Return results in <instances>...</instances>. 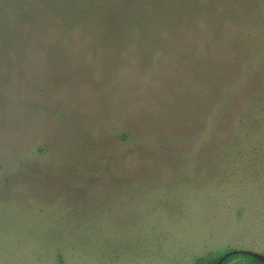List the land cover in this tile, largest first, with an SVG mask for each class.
<instances>
[{
  "label": "rangeland",
  "instance_id": "1",
  "mask_svg": "<svg viewBox=\"0 0 264 264\" xmlns=\"http://www.w3.org/2000/svg\"><path fill=\"white\" fill-rule=\"evenodd\" d=\"M91 8L0 26V264L264 253V0Z\"/></svg>",
  "mask_w": 264,
  "mask_h": 264
},
{
  "label": "trees",
  "instance_id": "2",
  "mask_svg": "<svg viewBox=\"0 0 264 264\" xmlns=\"http://www.w3.org/2000/svg\"><path fill=\"white\" fill-rule=\"evenodd\" d=\"M0 0V26H10L8 21L11 20L10 14L12 10L20 9L23 11L20 16L29 19L35 18V14L42 10L43 12L58 13L64 17L67 15L78 16L79 12H85L87 15L92 11L93 6H99L104 0ZM108 1V0H107ZM116 1V0H110ZM50 8H54L51 10ZM256 90L257 93L252 96L249 95V100L252 102L251 106H261L260 111L264 110V77L260 79V86ZM253 91V90H252ZM254 107V108H255ZM257 109V108H256ZM226 252V251H225ZM224 253V252H223ZM223 253L211 254L203 258H198L193 264H216ZM221 264H264L256 258L247 254H234L226 258Z\"/></svg>",
  "mask_w": 264,
  "mask_h": 264
},
{
  "label": "water",
  "instance_id": "3",
  "mask_svg": "<svg viewBox=\"0 0 264 264\" xmlns=\"http://www.w3.org/2000/svg\"><path fill=\"white\" fill-rule=\"evenodd\" d=\"M234 254H247L249 256L256 258L257 260L261 261L262 263H264V253L256 251V250H252V249L237 248V249H231V250L224 252L220 256V258L218 259L216 264H221L226 258H228L229 256H232Z\"/></svg>",
  "mask_w": 264,
  "mask_h": 264
}]
</instances>
